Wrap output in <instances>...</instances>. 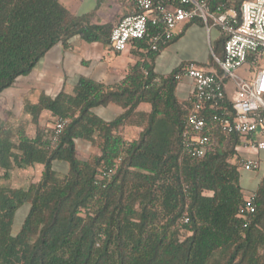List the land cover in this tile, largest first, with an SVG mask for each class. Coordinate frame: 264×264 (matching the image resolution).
<instances>
[{
  "label": "trees",
  "instance_id": "trees-1",
  "mask_svg": "<svg viewBox=\"0 0 264 264\" xmlns=\"http://www.w3.org/2000/svg\"><path fill=\"white\" fill-rule=\"evenodd\" d=\"M207 1L239 12L244 0ZM93 16L77 15L60 0H0V95L58 43L69 46L78 37L108 44L114 24L92 23ZM225 41L223 35L214 50L220 57ZM147 44L148 38L135 41L143 59L116 87L81 76L74 94L62 91L27 104L30 119L16 128L0 123L4 178L15 167L41 168L40 179L27 188L0 184V264H264V176L244 226L238 212L246 195L232 160L240 136L209 120L204 133L214 140L213 150L187 154L184 121L194 97L176 96L181 67L164 76L154 70L168 44L140 52ZM214 71L221 73L217 65ZM143 102L150 111L137 109ZM108 105L122 112L112 120L95 113ZM44 110L70 118L55 147L53 128L39 127ZM30 125L37 126L33 137ZM125 125L141 126L138 138L127 140ZM79 139L98 151L80 157ZM113 164L112 178L98 183L101 168ZM23 205L28 211L13 230Z\"/></svg>",
  "mask_w": 264,
  "mask_h": 264
},
{
  "label": "built area",
  "instance_id": "built-area-1",
  "mask_svg": "<svg viewBox=\"0 0 264 264\" xmlns=\"http://www.w3.org/2000/svg\"><path fill=\"white\" fill-rule=\"evenodd\" d=\"M195 19H201L208 28H220L226 41L223 57H213L221 73L189 61L178 76L189 77L194 84V104L184 121L183 148L193 157L211 152L214 140L204 132L210 127L209 120L214 121L224 133L240 136L239 153L233 158L239 169L258 170L264 164V0H244L239 12L234 7L212 8L207 0H134V10L111 29L109 44L113 50L123 51L135 46V41L148 38L147 46L140 50L158 51L175 37L181 24ZM245 65L253 74L247 78L236 75V70ZM229 84L234 88L231 97ZM69 121L64 116L55 118L52 147L58 144ZM241 149L255 151L256 155L241 154ZM116 168L117 164L101 168L97 182L104 184L111 179ZM255 210L251 194L238 212L244 226Z\"/></svg>",
  "mask_w": 264,
  "mask_h": 264
},
{
  "label": "crops",
  "instance_id": "crops-1",
  "mask_svg": "<svg viewBox=\"0 0 264 264\" xmlns=\"http://www.w3.org/2000/svg\"><path fill=\"white\" fill-rule=\"evenodd\" d=\"M94 1L100 4L89 12L77 15L94 12L91 19L92 23L115 24L123 15L134 10V0ZM222 36L223 33L220 28L216 26L208 28L202 21L195 20L181 24L177 28L175 39L164 47L155 58V72L158 76H164L171 73L175 68H183L189 61L206 70H215V62H207L206 60L209 56H218L214 50L220 49ZM135 48V46L130 45L123 51H115L109 43L87 42L78 37L73 38L72 44L69 46L62 43L54 45L28 75L21 76L11 86L14 92L9 95L10 101L4 109L2 122L4 124H8L7 122L12 123L10 121L12 118H15L16 121L23 118L30 119V116L24 112V107L27 104L38 103L45 96L55 97L62 91L74 94L81 76L90 77L106 84L108 87H116L128 74L130 68L143 59ZM140 52L144 51L140 50ZM175 93L180 101L188 100L194 93L193 80L183 76L177 83ZM232 94L233 86L229 84L228 96L231 97ZM17 108L18 111L15 113L14 109ZM137 109L148 112L151 110V105L143 102L139 104ZM94 111L100 117L112 120L122 112V109L116 105H108L98 106ZM6 114H10L12 117L8 119L5 117ZM55 118L51 111L44 110L39 120L40 129L44 126L50 127L53 125ZM10 126L15 128L13 125ZM32 129H34V134H32ZM36 130L37 126L30 125L29 135L31 137L35 136ZM141 130V126L125 125L122 128V133L127 140H132L138 138ZM96 151H98L97 148L93 152ZM240 152L244 155H256L255 151L245 149H241ZM255 188L248 193L252 194ZM244 191L247 192L245 187Z\"/></svg>",
  "mask_w": 264,
  "mask_h": 264
},
{
  "label": "rangeland",
  "instance_id": "rangeland-1",
  "mask_svg": "<svg viewBox=\"0 0 264 264\" xmlns=\"http://www.w3.org/2000/svg\"><path fill=\"white\" fill-rule=\"evenodd\" d=\"M60 1L63 4H65L72 12H74L76 14L89 12L92 9H94L95 7H97L98 4H100V3L97 4V2H95V1L93 2V0H60ZM208 59L206 60L207 62L208 61H210V62L214 61L213 57L209 56ZM235 73L238 76H241L243 78H247L248 76L253 74V71L248 66L245 65V66L239 67ZM231 86H232V84H231ZM13 92H14L13 88L9 87V88L4 90V92L2 93V95L0 97V123H3L2 122L4 119V113L3 112H4L6 105H8V103L10 101L9 95L12 94ZM233 92H234V88H233ZM17 111H18V108L14 109L15 113ZM5 117H7L9 119L12 116L10 114H8V115L6 114ZM10 121H12V123H9V122H7V123L9 125H13L16 128V126L20 120L16 121L15 118L14 119L12 118V120H10ZM52 127H53V125H51L50 127L44 126L43 130L46 131L47 129L52 128ZM32 131H33L32 134H34V129H32ZM76 148H77V151L79 152V156L82 158L88 157V155L91 152L96 150V147H94L91 143L84 142L82 139L77 141ZM63 172H64V170L61 171L60 173H63ZM240 172H241V182L247 191L245 193V195H251L248 192H250L253 188H255L257 186L258 182L260 181L261 177L264 176V164H262L258 170L246 171L244 169H240ZM3 173H4V171H0V184H2L3 186H10L13 188H17V187L27 188L31 184L36 183L40 179L41 168L39 166H35L32 168L31 167L30 168L15 167L10 172V178L9 179L4 178ZM27 211H28L27 205H23L17 211L13 230H17L20 227Z\"/></svg>",
  "mask_w": 264,
  "mask_h": 264
}]
</instances>
